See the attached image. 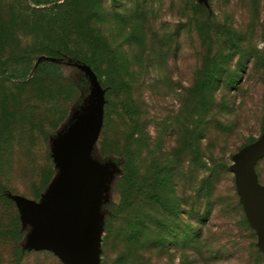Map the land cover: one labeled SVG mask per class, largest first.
<instances>
[{"label":"rangeland","instance_id":"rangeland-1","mask_svg":"<svg viewBox=\"0 0 264 264\" xmlns=\"http://www.w3.org/2000/svg\"><path fill=\"white\" fill-rule=\"evenodd\" d=\"M217 21L255 55L214 89ZM263 136L264 0H0V264H76L68 215L96 264H263Z\"/></svg>","mask_w":264,"mask_h":264},{"label":"water","instance_id":"water-1","mask_svg":"<svg viewBox=\"0 0 264 264\" xmlns=\"http://www.w3.org/2000/svg\"><path fill=\"white\" fill-rule=\"evenodd\" d=\"M262 155H264V136L247 149L239 160L234 162L232 169L236 173L237 189L249 221L253 225L252 222L256 220L264 232V186L257 182L250 165L252 160ZM78 205L81 208L80 203ZM73 213L81 214L80 211H73ZM69 217L70 215L60 221L57 244L75 258L76 264H96L94 255L87 247L70 236L67 225Z\"/></svg>","mask_w":264,"mask_h":264},{"label":"trees","instance_id":"trees-1","mask_svg":"<svg viewBox=\"0 0 264 264\" xmlns=\"http://www.w3.org/2000/svg\"><path fill=\"white\" fill-rule=\"evenodd\" d=\"M252 2L254 0H251ZM213 38L212 43L214 50H212L211 54V64L209 70L206 72L209 73L208 77V83H211V86L214 87V89L218 88L219 82H223V77L227 76L226 80L228 83H232L236 81L238 76V70L231 69L230 62L233 59V57L237 56L236 65L239 67V69L243 68L244 61L248 58H252L255 54L248 49H244L242 47L243 42V33L238 31L237 29H234L233 27H226L223 23L215 22L213 27ZM242 70V69H241ZM225 81V83H227ZM203 190V189H202ZM202 190H198L201 193ZM207 211H204V214H206ZM191 217L192 215L196 220H204L203 216L204 214L200 212L199 209L197 211L194 209L191 211ZM245 214V212H244ZM248 229L251 230V232H254V227L249 221L247 215L245 214L244 218ZM184 239L187 240L188 234L192 233L191 225L190 223L185 224L181 227ZM199 229L198 232L200 235H202V228ZM201 230V231H200ZM50 252L48 250H41ZM217 250L215 248H211L210 252L214 253ZM256 254L259 258H261V261L264 264V254L260 249H256Z\"/></svg>","mask_w":264,"mask_h":264}]
</instances>
